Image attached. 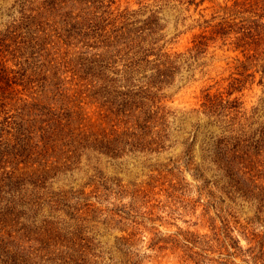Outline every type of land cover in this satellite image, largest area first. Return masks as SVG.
<instances>
[{
  "label": "rangeland",
  "instance_id": "rangeland-1",
  "mask_svg": "<svg viewBox=\"0 0 264 264\" xmlns=\"http://www.w3.org/2000/svg\"><path fill=\"white\" fill-rule=\"evenodd\" d=\"M22 1L0 0V36L13 29L26 32L13 27L28 25ZM112 1L103 7L128 8L136 21L155 14L159 45L181 61V72L163 90L170 110L168 138L157 149L137 147L119 157L94 149L83 152L76 165L49 180L53 191L70 195L61 217L72 227L82 225L93 241L90 264H264V206L241 190L240 181H233L214 155L215 141L230 118L202 107L205 89L227 91L235 78H247L245 88L232 95L242 104L236 122L247 129L246 138L258 136L264 125V29L256 31L262 34L250 42L252 46L236 48L232 41L238 34L233 32L205 42L198 52L192 49L206 31L207 20H234L238 27L255 20L264 24L263 2ZM43 12L39 22L45 28L41 33L47 34L60 15L53 9ZM31 45L26 44L11 65L25 68L27 75L41 69L34 75L39 83L32 84V90L47 101L50 81L42 77L47 67L62 65L65 57ZM5 113L0 111V121ZM39 215L56 212L46 204ZM35 264L71 262L41 257Z\"/></svg>",
  "mask_w": 264,
  "mask_h": 264
},
{
  "label": "trees",
  "instance_id": "trees-1",
  "mask_svg": "<svg viewBox=\"0 0 264 264\" xmlns=\"http://www.w3.org/2000/svg\"><path fill=\"white\" fill-rule=\"evenodd\" d=\"M22 2L28 25L13 27L26 32L13 29L0 36V111L8 114L0 121V264H35L41 257L89 263L93 241L82 225L72 227L61 217L70 195L53 191L49 180L76 165L88 149L119 157L166 143L170 110L163 90L181 72V61L159 45L155 14L136 21L128 8L103 7L107 0ZM46 8L60 15L47 34L39 22ZM205 22L207 29L192 48L196 52L205 42L233 32L238 34L232 41L236 48L252 46L262 34L256 31L264 29L256 20L239 27L234 20ZM31 43L65 57L42 77L50 81L47 101L32 90L41 69L27 75L25 68L11 65ZM246 79L235 78L227 91L205 89L202 107L230 118L215 141L216 161L264 206V125L258 136L246 138L247 129L236 122L242 104L232 98L245 88ZM46 204L56 215H39Z\"/></svg>",
  "mask_w": 264,
  "mask_h": 264
}]
</instances>
